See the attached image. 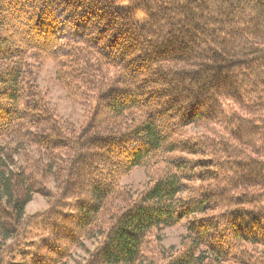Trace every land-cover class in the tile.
Wrapping results in <instances>:
<instances>
[{
	"label": "trees",
	"instance_id": "16d2710c",
	"mask_svg": "<svg viewBox=\"0 0 264 264\" xmlns=\"http://www.w3.org/2000/svg\"><path fill=\"white\" fill-rule=\"evenodd\" d=\"M94 240L82 264H264V0H0V264Z\"/></svg>",
	"mask_w": 264,
	"mask_h": 264
},
{
	"label": "rangeland",
	"instance_id": "374dc122",
	"mask_svg": "<svg viewBox=\"0 0 264 264\" xmlns=\"http://www.w3.org/2000/svg\"><path fill=\"white\" fill-rule=\"evenodd\" d=\"M39 83L41 87L48 89L50 99L57 105L61 114L70 123L79 127L85 117L86 110L90 107V104L79 105L73 104L69 101L66 91L55 80L54 69L52 62H47L40 75ZM121 183L127 187V189L136 195L143 191L147 184L146 174L143 168H135L129 174L124 176ZM47 203L46 200L38 195H35L32 201L26 206V213H37L45 209ZM191 220V217L183 219L180 223L173 227L164 228L160 232V245L167 250H176L180 248L183 237L186 232V225ZM94 241H87L84 249H75L73 257L67 261V264H82L87 258V251L92 250L95 246Z\"/></svg>",
	"mask_w": 264,
	"mask_h": 264
}]
</instances>
